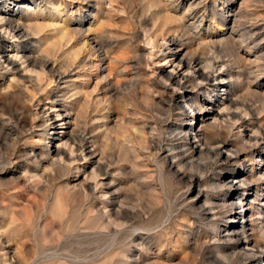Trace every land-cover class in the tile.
<instances>
[{
    "label": "rangeland",
    "instance_id": "rangeland-1",
    "mask_svg": "<svg viewBox=\"0 0 264 264\" xmlns=\"http://www.w3.org/2000/svg\"><path fill=\"white\" fill-rule=\"evenodd\" d=\"M0 19V264H221L230 226L253 247L236 264H264V0H0ZM170 37L208 82L169 86ZM52 97L69 128L39 113Z\"/></svg>",
    "mask_w": 264,
    "mask_h": 264
},
{
    "label": "bare ground",
    "instance_id": "bare-ground-1",
    "mask_svg": "<svg viewBox=\"0 0 264 264\" xmlns=\"http://www.w3.org/2000/svg\"><path fill=\"white\" fill-rule=\"evenodd\" d=\"M1 20V19H0ZM6 20H8V19H6ZM6 20H4V21H6ZM11 20V19H10ZM4 21H1V22H4ZM14 24V23H13ZM2 30H4L6 33H10V34H12V37L13 38H17L18 36H20L21 34H22V29L16 24V25H12L11 23H9V22H5L4 23V26L2 27ZM157 30H159V29H157ZM157 32V31H156ZM156 34V33H155ZM9 35V34H8ZM1 36V35H0ZM24 36V35H23ZM174 36V35H173ZM11 37V38H12ZM86 37V36H85ZM154 38L156 39V38H158L157 36L155 37L154 36ZM2 39V37H0V40ZM88 39V38H87ZM95 40V39H94ZM180 40V39H179ZM176 37H170V38H168L167 40H165L164 42H165V44H163L164 46H161L162 48H165L164 49V51H166L167 53H168V55L166 56V60H168V63H170L171 64V71L170 72H168V75H167V83L169 84V86H171L172 88H174L175 90L176 89H178V90H184V87L185 86H182V83L183 82H185V83H187V82H189L192 78H196L195 80H199V81H203V82H208L209 81V79H210V77H209V75H205L204 73H202L201 72V70H200V67L202 66V62L198 59V57L197 58H192V59H190L189 61H187L186 59H184V55H182V48H181V45L179 44V41ZM90 42H91V40H90ZM155 42V41H154ZM57 43V42H56ZM54 44V43H53ZM93 44V43H92ZM88 45V44H87ZM94 46V45H93ZM96 46V45H95ZM55 47V46H54ZM73 50V49H72ZM55 52V51H54ZM89 54V53H88ZM187 54H188V52H187ZM192 55H194V54H192ZM195 56H196V54H195ZM3 58V57H2ZM15 58V57H14ZM88 58V57H87ZM90 58V57H89ZM26 59V58H25ZM75 60V59H74ZM48 61V60H47ZM46 61V62H47ZM89 61V60H88ZM2 62L4 63V64H6L7 65V67L9 68V67H11V68H9V69H11V70H14V67H12L13 66V61L11 60V59H9V58H4V61L2 60ZM30 63V62H29ZM29 63H28V65H29ZM32 65H34V63L32 64ZM37 65V64H36ZM35 65V66H36ZM40 66V65H39ZM45 66H46V63L44 62L43 63V65H42V63H41V67L40 68H42L43 67V69L45 68ZM53 66V65H52ZM30 67V66H29ZM33 67V66H32ZM98 68V67H97ZM213 68H215V65L214 64H212L211 65V67H210V69L212 70ZM7 69V68H6ZM29 69V68H28ZM48 69V68H47ZM202 69V68H201ZM52 70V69H51ZM94 70H96V69H94ZM30 71V70H29ZM33 70H32V68H31V72H32ZM189 72H191V75H189L188 73ZM36 73V72H35ZM47 73V72H46ZM214 73H219V71L217 70V71H215ZM55 76H57L56 78L58 79H60V77H59V75H55ZM53 77V76H52ZM55 78V77H54ZM54 78H51V81H52V79L54 80ZM50 79V78H49ZM56 79V80H57ZM58 79V80H59ZM62 79V78H61ZM166 79V78H165ZM215 81H217L218 83H223L225 80H226V76H224V74L223 73H219L216 77H215V79H214ZM191 82V81H190ZM31 83V82H30ZM52 84V83H51ZM198 84H200V83H198ZM196 86H197V84H196ZM198 87V86H197ZM202 89V88H201ZM214 89V88H213ZM173 90V89H172ZM177 90V91H178ZM174 91V90H173ZM53 92V91H52ZM176 93V92H175ZM52 94V93H51ZM186 96H189V93H187L186 91L181 95V98H185ZM49 99V98H48ZM58 100H56V98L55 97H52V98H50L49 99V107L45 110V108L44 109H42L39 113L41 114H45V115H48V113L50 112V113H53L54 114V117H55V119H54V121L55 122H58L59 123V125L58 126H62V127H68L69 125H70V116H69V111L67 112V110H66V107L64 106V105H61V104H58V102H57ZM203 107V106H202ZM228 107H229V105H228ZM201 108V107H200ZM203 109H205V108H203ZM20 110V109H19ZM23 110V109H22ZM229 110V109H228ZM46 111H48V113L46 112ZM201 113V112H200ZM23 114V113H22ZM38 115V114H37ZM37 115H36V117H37ZM202 115H204V116H208L209 115V113L208 114H202ZM214 116H216V115H212V118L213 119H215L214 118ZM50 117V118H49ZM18 118V117H17ZM41 118V117H40ZM217 118H218V116H217ZM36 119V118H35ZM44 120V119H43ZM217 120V119H216ZM25 121V120H24ZM37 121V120H36ZM53 121V119H51V114H50V116L48 115V119L45 121V123L46 122H52ZM35 122V120L33 121V123ZM31 124H32V122H31ZM39 125V124H38ZM45 125V124H44ZM54 124L52 123L50 126H53ZM21 126V125H20ZM23 126V125H22ZM211 126H213V125H211ZM4 127V126H3ZM24 127V126H23ZM36 127V126H35ZM38 127V126H37ZM44 127V126H43ZM69 128V127H68ZM5 129V128H4ZM8 129V128H7ZM25 129V128H24ZM33 129V128H32ZM61 129H65V128H61ZM30 130V129H29ZM57 130V129H56ZM10 131V130H9ZM20 131V130H19ZM26 131V130H25ZM183 131V130H182ZM21 132V131H20ZM9 133H11V131L9 132ZM20 134V133H19ZM6 135V134H5ZM13 134H10V136H12ZM16 135V134H15ZM55 135V137H57V136H59V134L58 133H56V134H54ZM68 135V133H64V137L63 138H61L59 141H61V142H63L62 140L63 139H66V136ZM18 136V135H17ZM69 136H71V134L69 135ZM195 137H197V134H196V131H195V135H194ZM200 136V135H199ZM7 137H9V136H7ZM15 137V136H14ZM69 138V137H68ZM186 138V137H185ZM11 139H13V138H11ZM184 139V138H183ZM13 140H15V139H13ZM81 140V139H80ZM86 140V139H85ZM178 140V139H177ZM70 141V140H69ZM77 142V141H76ZM90 142H92V141H90ZM181 142V141H180ZM3 143V142H2ZM194 143L195 142H193V144L192 145H190V146H188V148H186L187 150H188V153H189V155H188V153H186V152H184V153H186L188 156H191L192 157V155L193 154H195V153H197V149H196V147L194 146ZM201 143V142H200ZM224 143V142H223ZM13 144V143H12ZM17 144V143H16ZM62 145H63V143H61ZM69 144V143H68ZM75 144V143H74ZM93 144V143H92ZM96 145V144H95ZM95 145H93V146H91V143H89V142H85L84 140L82 141H80L79 142V144L76 146L75 145V147L73 146V148H71L70 149V155H69V157H68V160H70L71 162H79V160H80V157L82 158L81 160L83 161V160H88V159H90L94 154H93V148L95 149ZM220 145V144H219ZM223 144H221V146H217L219 149H218V151L216 152L217 153V155H221V150L222 149H225V144L222 146ZM64 146L66 147V146H68L66 143L64 144ZM72 146V145H71ZM175 146V145H174ZM97 147V146H96ZM7 148V147H6ZM70 148V147H69ZM179 148V147H178ZM177 148V149H178ZM180 149V148H179ZM185 149V150H186ZM217 149V148H216ZM58 149H54V151L52 152V156H51V154H49V153H45L46 154V156H51V157H54V156H60V154H59V151H57ZM69 150V149H68ZM184 150V151H185ZM186 150V151H187ZM227 150V149H226ZM5 152V151H4ZM177 152H180V150L178 151L177 150ZM215 153V154H216ZM96 154V153H95ZM63 155V154H62ZM12 156V155H11ZM10 156V157H11ZM65 156V155H64ZM63 156V157H64ZM61 157V156H60ZM59 157V158H60ZM17 158V157H16ZM23 158V157H22ZM27 158H29V157H27ZM12 159V158H11ZM35 159V158H34ZM67 159V158H66ZM226 159V158H225ZM9 160H10V158H9ZM16 160V159H15ZM53 160V159H52ZM65 162L66 160L64 159H62V158H60L59 160L58 159H56V161H50L51 163V165H59L61 162ZM15 162V161H14ZM71 162H69L68 163V165H70V163ZM91 162V161H90ZM93 162H94V160H93ZM66 164V163H65ZM64 164V165H65ZM61 165V167H63L64 165L63 164H60ZM60 165H59V167H60ZM63 165V166H62ZM67 165V164H66ZM87 165V164H86ZM65 167V166H64ZM68 168V167H67ZM70 168V167H69ZM68 168V169H69ZM75 168H77V167H75ZM80 168V167H79ZM74 169V168H73ZM78 169V168H77ZM241 175V174H240ZM240 175H237V176H235L233 179H235V180H237V178L240 176ZM263 176V175H262ZM241 181V180H240ZM237 182H239V181H237ZM246 182V181H245ZM244 182V183H245ZM243 183V182H242ZM231 185H232V183H231ZM232 189L233 188H235V187H231ZM237 193H238V191H236V192H234L233 194H232V196L231 197H229V199H228V202H229V207H231L232 206V203H233V197H235L236 195H237ZM226 201V200H225ZM225 204V203H224ZM226 206H228V204L226 205ZM224 207H225V205H224ZM232 208V207H231ZM229 209V208H228ZM245 212V211H244ZM239 228H241V227H239V226H230V229H228V231H226L228 234H226L227 235V237H228V241H229V244L227 245V247H225L223 250H224V252L225 253H227V252H229V253H227V255L228 256H225V255H223L222 256V263L221 264H236L237 262H238V260L240 259V257H242V256H247V254H252L251 252H252V250L251 249H253V247L251 246L250 247V241L248 240H243L244 241V244H245V248L246 249H244V250H242L243 252H246V251H250V252H247V253H242L241 251H239V243H241V241H239L238 239H237V237L239 236V235H237L238 233V231H239ZM227 230V229H226ZM224 238V237H223ZM222 239V238H221ZM226 239V238H225ZM225 239H224V241H225ZM252 240V239H251ZM222 241H223V239H222ZM224 241H223V243H221V244H224ZM227 241V240H226ZM255 241V240H254ZM220 242V241H219ZM227 243V242H226ZM254 243H256V242H254ZM256 244H258V243H256ZM226 246V245H225ZM223 247V246H222ZM259 247V246H258ZM255 248H256V246H255ZM260 248V247H259ZM264 248V247H263ZM221 249V248H220ZM222 251V250H221ZM254 251V250H253ZM223 252V251H222ZM222 255V254H221ZM253 255V254H252ZM221 260V259H220ZM225 261H229L228 263L227 262H225ZM219 263V262H218Z\"/></svg>",
    "mask_w": 264,
    "mask_h": 264
}]
</instances>
